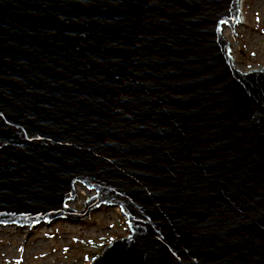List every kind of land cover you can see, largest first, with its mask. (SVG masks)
Masks as SVG:
<instances>
[{
	"label": "water",
	"instance_id": "1",
	"mask_svg": "<svg viewBox=\"0 0 264 264\" xmlns=\"http://www.w3.org/2000/svg\"><path fill=\"white\" fill-rule=\"evenodd\" d=\"M241 0H0V226L119 210L93 264H264V67ZM94 196L67 204L76 187Z\"/></svg>",
	"mask_w": 264,
	"mask_h": 264
},
{
	"label": "rangeland",
	"instance_id": "2",
	"mask_svg": "<svg viewBox=\"0 0 264 264\" xmlns=\"http://www.w3.org/2000/svg\"><path fill=\"white\" fill-rule=\"evenodd\" d=\"M242 14L245 23L237 29L235 38L239 47L229 30L225 36L231 44L230 54L237 69L250 72L264 67V0H245ZM90 193L94 192L78 186L77 197L68 207L83 211L94 196ZM128 235L122 213L105 207L81 221L61 219L36 228L0 226V264H86L93 252L100 250L96 243Z\"/></svg>",
	"mask_w": 264,
	"mask_h": 264
},
{
	"label": "trees",
	"instance_id": "3",
	"mask_svg": "<svg viewBox=\"0 0 264 264\" xmlns=\"http://www.w3.org/2000/svg\"><path fill=\"white\" fill-rule=\"evenodd\" d=\"M113 240H108V239H102V241H100L99 243H94L95 244V247L99 248L100 250L96 251V252H93L90 260H88V263L86 264H93L94 261L100 257L102 255V253L104 252V250L112 243Z\"/></svg>",
	"mask_w": 264,
	"mask_h": 264
},
{
	"label": "bare ground",
	"instance_id": "4",
	"mask_svg": "<svg viewBox=\"0 0 264 264\" xmlns=\"http://www.w3.org/2000/svg\"><path fill=\"white\" fill-rule=\"evenodd\" d=\"M244 2H245V0H241V2H240V10H241V25L242 24H244L245 23V18H244V15L242 14V12H243V5H244ZM227 29H225V31H226ZM225 31H224V33H225ZM91 194V193H90ZM93 194V193H92ZM91 194V195H92ZM76 195H77V187H76ZM77 197V196H76ZM90 197V196H89ZM91 198H92V196H91ZM76 199V198H75ZM74 199V200H75ZM74 200L73 201H71V202H69L68 204H67V206L68 205H71L72 206V204H73V202H74Z\"/></svg>",
	"mask_w": 264,
	"mask_h": 264
}]
</instances>
